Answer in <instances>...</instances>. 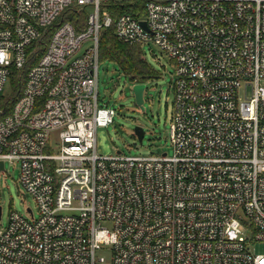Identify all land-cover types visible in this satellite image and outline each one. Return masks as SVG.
Segmentation results:
<instances>
[{
    "label": "built area",
    "instance_id": "2783aa9c",
    "mask_svg": "<svg viewBox=\"0 0 264 264\" xmlns=\"http://www.w3.org/2000/svg\"><path fill=\"white\" fill-rule=\"evenodd\" d=\"M107 2L141 7L113 17ZM71 9L83 27L59 20ZM112 26L175 66L171 154L97 152L117 113L98 92ZM25 68L0 107V161L38 214H9L0 264H264L250 250L264 242V0H0V94Z\"/></svg>",
    "mask_w": 264,
    "mask_h": 264
},
{
    "label": "rangeland",
    "instance_id": "374dc122",
    "mask_svg": "<svg viewBox=\"0 0 264 264\" xmlns=\"http://www.w3.org/2000/svg\"><path fill=\"white\" fill-rule=\"evenodd\" d=\"M143 55L149 65L155 70L154 77L147 79L144 91L143 109L135 103L133 86L135 83L123 72L117 64L110 60L100 61L98 92L100 103L116 108L114 123L99 127L97 130V152L100 155L121 156H151L171 154L172 146L169 137V127L173 116L174 89L173 78L175 66L167 53L153 43L142 46ZM11 80L7 81L0 98L13 96ZM144 130L143 140L135 134V127ZM52 147L56 150L55 142ZM20 169L18 163L9 161L0 172V206L2 207V222L0 228L7 224L12 211L26 218L30 207L38 214V205L19 182ZM249 233L248 230H245ZM252 253L264 254V242H256L250 246Z\"/></svg>",
    "mask_w": 264,
    "mask_h": 264
},
{
    "label": "trees",
    "instance_id": "16d2710c",
    "mask_svg": "<svg viewBox=\"0 0 264 264\" xmlns=\"http://www.w3.org/2000/svg\"><path fill=\"white\" fill-rule=\"evenodd\" d=\"M103 7L107 9L113 17L122 13H131L140 9L141 4L136 3H116L107 2ZM143 9V8H142ZM86 19L84 11L77 12L71 9L62 14L59 20L70 21L77 29L83 27ZM100 61L110 60L117 64L121 72L128 76L133 82L144 83L147 79L155 76V70L149 65L143 55L142 45L128 44L119 40L114 31V27H108L102 30L99 43ZM37 58V57H36ZM34 61L35 62V59ZM31 65V63H29ZM28 68V66H27ZM27 68L24 70H15L11 77V87L13 96L9 98H0V107H11L25 85V75Z\"/></svg>",
    "mask_w": 264,
    "mask_h": 264
},
{
    "label": "water",
    "instance_id": "95a60500",
    "mask_svg": "<svg viewBox=\"0 0 264 264\" xmlns=\"http://www.w3.org/2000/svg\"><path fill=\"white\" fill-rule=\"evenodd\" d=\"M133 92L135 97V103L139 105L143 109V102H144V91H145V84L144 83H135L133 86ZM135 134L139 138L140 141L143 140L144 137V130L142 127L137 126L135 127ZM120 153V151H118ZM4 169V162L0 161V171ZM1 207H0V215H1Z\"/></svg>",
    "mask_w": 264,
    "mask_h": 264
}]
</instances>
